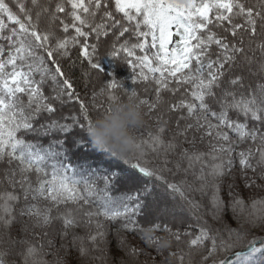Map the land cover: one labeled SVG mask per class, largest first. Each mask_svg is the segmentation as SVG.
Listing matches in <instances>:
<instances>
[{"label":"snow or ice","instance_id":"6c2138e0","mask_svg":"<svg viewBox=\"0 0 264 264\" xmlns=\"http://www.w3.org/2000/svg\"><path fill=\"white\" fill-rule=\"evenodd\" d=\"M30 2L34 9H38L35 20L32 11L22 0H16L20 15L13 12L6 0H0V14H6L13 25H18L11 27L7 34H3L5 23L4 19H0V164L8 166L0 177V184L7 183L20 190L19 194L3 193L0 195V203L7 205L8 202L15 204L23 201L25 207L21 209L20 215L28 216L34 221L33 229L48 228L53 222V217L51 209L41 211L35 204H29V200L34 201L39 197L50 200L57 206L69 202L95 204L96 210L87 212L85 214L87 219L83 223L85 227L94 226L96 231L87 237L75 234L72 236V245L80 257L88 256L90 251L104 253L107 249L110 252L107 239L109 232L98 219L103 217L111 222L120 221L121 228L125 231L142 233L141 239L154 247L157 255H163L165 250L171 249L170 243L153 235L157 231H165L170 233L178 244L183 242L184 237H189L190 246L203 249L206 254L201 257L200 264H207L209 259H212V264H264V239L254 238L249 241L245 250L233 253L235 259L215 260L214 257L221 249L231 250L235 248L237 240L242 239L238 230L228 228L226 235H223L219 232L213 234L212 229L201 227L197 235L190 232H173L170 227L159 222L144 228L139 220V217L146 215L144 212L147 206L146 198L153 192V188L147 183H141L144 178L162 181L167 189H171L172 194L178 195L193 209L199 207L195 201L185 196L180 185L166 181L156 169L146 166L147 161L141 162L146 155L142 150L144 145H147L153 153L178 154L181 159L188 161L186 172L195 171V165L199 164L197 179L201 181L200 190L203 191L211 180L214 209H219L223 203L218 195L219 181L229 174L234 164L232 159L234 147L230 143L228 133L223 131L224 128L235 132L241 142L259 141L260 146L255 150L250 148L239 152V163L244 170L257 172L259 169V179L264 180V131H261V128H264V84H258L255 89L249 86V90L245 93L238 91L244 88L243 76L231 75L239 58L251 64L255 60L257 50L264 57V0H256L251 5L244 0H199V2L198 0H114V4L112 0H87V2L67 0L70 11L66 15L71 16V23H65L58 15L65 13L63 2L57 3L53 10L42 5L41 0H30ZM108 4H112L114 11L107 6ZM101 11V22L96 23V15ZM42 13L49 16L50 24L59 20L65 33L71 27L75 30V35L57 40L53 46L50 40L53 34L41 33L38 28ZM115 13L122 15L118 18ZM237 17L240 18L239 21L236 20ZM225 22L228 25L225 31L230 33L232 40L227 36L218 35L209 27L210 25L221 27ZM109 28L114 34L118 31L116 41L124 38L126 34L136 39L135 43L124 39L118 48L116 42H113V50L109 55L115 59L123 52L129 58L127 63L134 69H139L140 80L151 79L157 85L156 103L140 99L142 105H147L149 110H153L160 103L162 90L175 93L182 85L190 86L191 99H181L172 104L171 108L185 112L188 118L195 121V125L188 124L187 129L195 126L197 130L204 129L207 136H215L217 143L211 145L210 153H190L187 148L180 147L174 140L166 141L164 126L158 128L156 135L149 134V140H138V152L131 160L116 157L94 147L89 138V130L94 120L89 115L87 105L77 95L72 82L65 76L58 60L54 58V53L66 57L69 55L70 41L72 44H78L80 43L78 38L86 39L93 33L95 39L99 41L101 36L109 34ZM173 37L177 39L174 40ZM257 38L260 42L254 43ZM213 46L218 50L215 53L212 52ZM81 48L90 67L102 73L100 60L96 59L97 45L85 43L81 44ZM153 49L155 51H152ZM137 50L142 55H137ZM50 64L54 67H49ZM259 71L264 73V62L260 63ZM49 79L54 84L52 89L54 94L46 96L42 89ZM172 82H175V88L169 87ZM107 88L108 100L111 103L120 100L115 94L118 89H124L128 93V98L138 95L135 88L128 90L115 78L109 80ZM73 100L79 102L83 122L72 116L71 124L53 119L50 123L35 126L43 114L53 116L56 113L57 108L54 107L56 102L63 105ZM209 101H214L219 111L213 110ZM230 111L236 112L238 117H244V121L230 117ZM183 118L182 116L181 119ZM209 118L214 119L216 123L213 124ZM249 122L252 124L250 125ZM77 126L86 135L73 139L72 146L75 150L84 154L99 152L108 160H120L128 164L133 171L126 172L123 169L113 168L110 171L103 169L101 174L100 169H89L90 175L87 179L83 177L76 179L77 169L68 162L69 149L65 146L64 139L53 140L48 147H44L38 142L24 138L29 134L47 136L53 131L67 135ZM178 134L184 136L185 131ZM206 157H210L212 162L206 163ZM169 162L166 155L164 163ZM14 164L17 167H12ZM176 166L180 167L179 164ZM46 168H50L51 171H45ZM69 171L72 173L71 176L68 175ZM32 175L36 176L35 183L30 179ZM98 180L103 181L102 187L97 184ZM121 180L139 186L134 187L130 193L114 195L116 184ZM254 185L255 180L252 183L246 180V187L250 188ZM258 205L261 206L260 215L256 214ZM229 206L235 213L237 207L243 211L245 202L238 195H232ZM251 207L253 213L249 224L255 227L257 221L264 220V200L253 201ZM167 211V205L159 209V213ZM58 218L62 221L59 245L47 232L45 236L48 238L45 241L29 239L27 225L20 228L19 237H13L11 228L17 221L11 214L10 208L6 206L4 213H0V231L3 232L0 244L6 243L10 247L0 253V264H9L3 256L12 254L17 246L20 251L15 254L21 258V264H67L65 257L69 254V247L65 241L69 230L80 227L81 221H78L71 212ZM116 238L118 250L124 251L125 255L136 259L143 254L142 249L129 244L119 232L116 233ZM89 244L91 248L88 247ZM46 248L54 251H45ZM61 251L65 254L63 257L59 255ZM50 254L53 256L52 260L47 259ZM170 255L177 256V253L170 252ZM99 259L103 262L106 258L101 255ZM178 261L179 264H184L183 253L179 255ZM11 264L17 262L13 260ZM121 264L126 262L121 261ZM162 264L169 262L165 259Z\"/></svg>","mask_w":264,"mask_h":264},{"label":"trees","instance_id":"16d2710c","mask_svg":"<svg viewBox=\"0 0 264 264\" xmlns=\"http://www.w3.org/2000/svg\"><path fill=\"white\" fill-rule=\"evenodd\" d=\"M6 2L9 3V6L13 9L15 14L20 15L18 8L16 7V0H6ZM22 2H24L26 7L32 11V15L35 20L36 11L38 9H34L32 7L30 0H22ZM61 2L65 4V13H59L58 15L65 23H71V16L66 15V13L70 11V4L67 3V0H50V3L49 0H41V4L49 7L50 10H53L55 5ZM85 2H87V0H85ZM244 2L251 5L255 3L256 0H244ZM112 4H114V0H112ZM112 4H108L107 6L114 11ZM115 15L119 18L122 14L115 13ZM21 18L23 17L21 16ZM101 18L102 11L97 13L95 22L100 23ZM0 19H4L5 23L3 34H7L8 30L13 26L18 27V25H13V22L7 19L6 14H0ZM239 19V17L236 18L237 21H239ZM209 27H211L218 35L227 36L229 40H232L230 33L225 31V28L228 27L227 22H225L221 27H214L212 25ZM38 28L41 33L51 32L53 34L52 37H50L53 46H55L57 40L66 39L75 35V30L71 27L68 32L65 33L59 20L50 24L49 16L44 13L41 14ZM108 33L109 34L107 36H101L99 41L95 39L94 33L86 39L83 37L78 38L80 41L78 44H72L70 41L68 47L69 55L66 57H60L58 53H54V58L58 60L65 76L72 82L80 100L87 105L89 115L93 120L104 112L111 103L108 100L109 90L107 88V84L112 78H115L119 82L123 83L124 87L128 90L135 88L138 94V100L145 99L148 100L149 103H156L157 85L155 82L151 79L147 81L140 80L138 78L139 69H134L129 63H127L129 58L126 57L123 52H121L115 59L109 55L113 50V42H116L118 48L119 44L124 42V39H128L130 43H135V37H129L126 34L124 38L116 41L115 37L118 35V31L114 34V31L109 28ZM259 42V38H257L254 43ZM85 43L88 45H97L96 59L100 60V66L101 69H103L102 73L92 69L87 59L83 56L81 44ZM216 51L218 50L215 46H213L212 52L215 53ZM136 54L142 55L139 50H137ZM149 55H151V53H149ZM249 56H251V53ZM262 62H264V57H262L258 50L255 51V60L251 64L245 62L243 58L238 59L236 66L231 72L232 76L240 75L244 78V88L238 89V91L246 93L249 90V86H251L252 89H255L258 84H264V73L259 71V65ZM49 67L54 66L50 64ZM134 77H136L135 80ZM37 79H39V76H37ZM60 79L62 80L63 78ZM53 87V82L50 79L47 80L43 85V93L46 96L53 95ZM169 87L175 88V82L170 83ZM190 92L191 88L187 85L180 86L179 91L175 93L168 90H162L160 92V103L155 109L150 110L149 113H147L146 119L150 123L147 127L148 132L143 134L137 133L138 140H149V134L156 135L158 128L164 126L166 128L164 133V139L166 141L174 140L180 145V147L187 148L190 153H210L212 149H210L208 145L209 138H201L199 136L202 129L199 131H195L193 128L187 129L188 124H193V119L188 118L185 112L176 111L171 108L172 104L177 103L181 99L190 100ZM115 94L120 98V100H126L128 98V93L124 89H118ZM89 98H99L100 101H96L97 103L95 104H88ZM209 103L213 110L219 111V108L214 101H209ZM54 107L57 108L56 113L53 116H49L46 113L43 114L36 122V127H39L40 124L50 123L53 119L59 120L62 123L71 124L73 123L70 119L72 116H76L83 122V114L80 111L78 101L73 100L72 102L65 103L63 105L56 102ZM143 107L148 108L147 105H143ZM229 115L233 119L238 118L241 122L244 121V117H238L237 113L234 111H230ZM182 116L184 117L183 119H181ZM64 117H68L69 119L65 120L63 119ZM209 119L213 120L212 118ZM249 123L250 125L252 124V122ZM256 126L260 127L259 125ZM181 131H185L184 136L178 134ZM224 131H226L229 136L234 133L232 141L230 142L234 147V151L232 153L234 164L229 174L225 175L219 181L220 191L218 195L223 202L219 209L213 208V189L211 187V180L208 182V185L203 191L200 190L201 181L197 179L200 168L199 164L195 165V171L189 170L186 172L185 169L188 164L187 160L181 159L178 154H165L164 152L153 153L147 145H144L142 149L146 155L141 161L142 163L147 161L146 166L156 169L169 183L180 185L185 196H187L189 200L195 201L199 207L193 209L188 203L182 201L178 195L172 194L171 189H167L166 185L162 181L156 180L155 178H144L141 183H147L153 188V192L146 198L147 206L144 209L146 215L139 217L140 224L144 228H148L150 224L159 222L161 225H167L170 227L173 232H190L197 235L199 234L201 227L212 229L213 234L219 232L223 235H226L228 228L238 230L242 239L237 240L235 248L231 250L225 251L221 249L214 257L215 260H226L229 258L235 259L233 253L235 251L245 250L249 241L254 238L264 239V220L257 221V225L255 227L249 224V220L252 219L251 214L253 213V209L251 205L253 201L264 200V180L259 179V169L257 172H253L249 169L248 172L243 175V168L239 163V152L246 151L250 148L255 150L260 146L259 141L257 140L256 142H252L251 140H245L241 142L240 138L232 130L224 128ZM261 131H264V128H261ZM82 135H86V133L83 132L79 126H77L67 135L53 131L47 136L29 134L24 138L28 141L38 142L44 147H48L53 140L64 139L66 141L65 146L69 149L68 162L71 163L73 168L77 169V175L75 176L76 179L89 176V169H100L101 174H103V169H108L110 171L113 168L123 169L126 170V172L133 171L130 169L128 164H124L120 160H108L99 152L84 154L75 150L72 146V141L75 137ZM166 155L167 159L170 161L167 164L164 163ZM89 156L92 158H98V160L100 159V163L95 165V162L91 160ZM205 162L211 163V158L206 157ZM177 164L180 165L179 168H177ZM7 167L8 166L5 164H0V177L3 176L4 170ZM12 167H17V165L14 164ZM45 171L50 172L51 169L46 168ZM250 173H252V177H255L257 180H255V185L249 188L246 187V180L248 183H252L253 179H248ZM68 175H72L71 171H69ZM30 179L33 183H35L36 176L32 175ZM93 179L95 178L93 177ZM97 184L102 187L103 181L98 180ZM138 186L139 184H131L126 180H121L117 182L113 194L119 195L124 192L130 193L134 187ZM80 187L81 189L83 188L82 185ZM5 192H14L19 194L20 190L18 188L11 187L7 183L0 184V195ZM230 193L232 195H238L239 198L244 200L245 206L243 211H241L239 207H237L235 213L232 211V208L229 206L232 202V195H230ZM28 203L35 204L41 211L51 209L53 222L46 229H33L32 225L34 221L28 216L22 217L20 215L21 209L25 207L23 201L15 204L8 202L7 205L5 203H0V213H4V209L7 206L10 208L11 214L15 216L17 221L11 228L13 237H19L20 228L23 225H27L29 228L27 234L29 239H35L38 242L45 241L48 238L45 236V232H47L49 236L56 239L57 244L59 245V233L62 231V221L58 217L71 212V214L74 215L78 221H81L80 227L69 230L68 238L65 241L69 247V254L65 257L67 264H121V261L126 262V264H162L165 259H167L169 264H179L178 257L181 253L184 255V264H200L201 257L206 254L203 249L190 246L188 243V240L190 239L189 237H184L183 242L178 244L170 233L157 231L153 233V235L159 236L164 241L171 244L170 250H165L163 255H157L155 248L149 246L141 239V236L143 235L142 233L125 231L121 228L120 221L111 222L105 220L103 217H98L109 232L107 239L109 241L110 252L107 249L104 253L90 251L88 256L80 257L76 248L72 245V236L75 234L87 237V235L96 231L94 226L85 227L83 223L87 219L85 214L89 211H95L96 205L92 203L85 204L80 202L79 204H73L69 202L66 205L61 204L57 206L50 201L36 202L33 200H29ZM174 203L180 205V211L175 214H158L155 210H152L165 205L170 206ZM260 208L261 206L258 205L256 210L257 215L261 214L259 211ZM117 232H119L121 237H125L129 244L137 249H142L143 254L136 259H132L131 257L125 255L124 251H119L118 241L116 238ZM0 237H3L2 231H0ZM233 239H235V237H233ZM9 247L10 246L6 243L0 244V253L7 251ZM88 247L91 248V245L89 244ZM17 251H20L19 246H17L12 254L3 256V259L8 261L9 264H11V261L13 260H15L17 264H21V258L15 254ZM45 251L52 252L54 250L46 248ZM170 252H176L177 256H171ZM59 255L63 257L65 254L61 251ZM101 255L106 258L103 262L99 259ZM47 259L52 260L53 256L50 254L47 256ZM207 264H212V259H209Z\"/></svg>","mask_w":264,"mask_h":264},{"label":"clouds","instance_id":"9594fccd","mask_svg":"<svg viewBox=\"0 0 264 264\" xmlns=\"http://www.w3.org/2000/svg\"><path fill=\"white\" fill-rule=\"evenodd\" d=\"M146 117L137 97L117 100L94 119L89 138L98 150L132 158L138 152L137 133L145 127Z\"/></svg>","mask_w":264,"mask_h":264},{"label":"rangeland","instance_id":"374dc122","mask_svg":"<svg viewBox=\"0 0 264 264\" xmlns=\"http://www.w3.org/2000/svg\"><path fill=\"white\" fill-rule=\"evenodd\" d=\"M210 16H211V13H210ZM173 39L175 40V39H177V37H173ZM171 47V46H170ZM154 50V49H153ZM155 51V50H154ZM158 75V74H157ZM89 102H88V104H95V103H97L96 101H100V99L99 98H89V100H88ZM144 110H145V112L146 113H149V108H144ZM151 120V119H150ZM211 122L213 123V124H215L216 123V121L213 119V120H211ZM150 125V123L147 121V123H146V125H145V127L143 128V129H141L138 133L139 134H143V133H147L148 132V126ZM193 125H195V121L193 120ZM193 129L195 130V131H199V130H197L196 129V127L194 126L193 127ZM223 131H224V129H223ZM234 135V133L232 134V135H230L229 137H230V142L232 141V136ZM199 136L201 137V138H209V141H208V145H209V147H210V149H212L211 148V145L212 144H215V143H217V141H216V138H215V136H212V137H209V136H207L206 134H205V130L204 129H202V132H200V134H199ZM90 157V159L91 160H93L94 162H95V165H97V164H99L100 163V159L98 160V158H92L91 156H89ZM248 172V170H244L243 169V175H245L246 173ZM253 176V174L252 173H250L249 174V178L248 179H253V180H257V179H255V177H252ZM88 177V176H87ZM87 177L86 176H84V179H87ZM250 181H252V180H250ZM34 201H36V202H39V201H42V202H47V201H50V200H46V199H42V198H39V197H37ZM51 202V201H50ZM163 206H161L160 208H162ZM160 208H156V209H152V210H155L156 211V213H158V214H168V215H171V214H175V213H177L178 211H180V205L179 204H172V205H170V206H168V211L167 212H164V213H159V209ZM151 210V211H152Z\"/></svg>","mask_w":264,"mask_h":264}]
</instances>
